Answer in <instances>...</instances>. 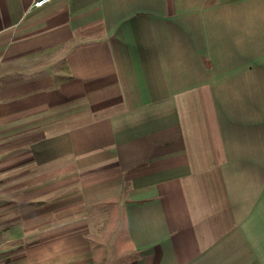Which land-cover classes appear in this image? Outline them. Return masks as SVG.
Listing matches in <instances>:
<instances>
[{
	"label": "crops",
	"instance_id": "crops-1",
	"mask_svg": "<svg viewBox=\"0 0 264 264\" xmlns=\"http://www.w3.org/2000/svg\"><path fill=\"white\" fill-rule=\"evenodd\" d=\"M0 0V264H264V0Z\"/></svg>",
	"mask_w": 264,
	"mask_h": 264
},
{
	"label": "built area",
	"instance_id": "built-area-1",
	"mask_svg": "<svg viewBox=\"0 0 264 264\" xmlns=\"http://www.w3.org/2000/svg\"><path fill=\"white\" fill-rule=\"evenodd\" d=\"M51 1H53V0H38V2H36V6H42V5H44V4H47V3H49V2H51Z\"/></svg>",
	"mask_w": 264,
	"mask_h": 264
}]
</instances>
